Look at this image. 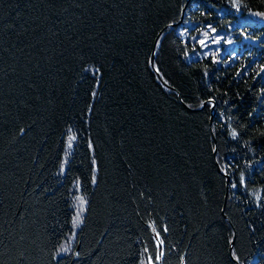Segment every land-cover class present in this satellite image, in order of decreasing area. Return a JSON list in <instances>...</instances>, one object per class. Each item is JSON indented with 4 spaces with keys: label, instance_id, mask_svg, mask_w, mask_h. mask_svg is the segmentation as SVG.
Here are the masks:
<instances>
[{
    "label": "trees",
    "instance_id": "16d2710c",
    "mask_svg": "<svg viewBox=\"0 0 264 264\" xmlns=\"http://www.w3.org/2000/svg\"><path fill=\"white\" fill-rule=\"evenodd\" d=\"M246 14L264 0H0V264H264Z\"/></svg>",
    "mask_w": 264,
    "mask_h": 264
},
{
    "label": "rangeland",
    "instance_id": "374dc122",
    "mask_svg": "<svg viewBox=\"0 0 264 264\" xmlns=\"http://www.w3.org/2000/svg\"><path fill=\"white\" fill-rule=\"evenodd\" d=\"M246 16H247V18H249V20H250V22L252 24L254 22H257V21L261 20V21H259L261 23V25H259V26H264V17L263 16H260V15L254 16L252 14H246ZM221 51H222V49H221ZM84 205H85V203L83 204V208H81V200L77 201V207H78L77 208L78 209L77 216H79V222H77V219L74 221V223H75L74 230L78 229V227L80 225L79 223H80V221H81L80 219H81V217L83 215L82 212L84 210Z\"/></svg>",
    "mask_w": 264,
    "mask_h": 264
},
{
    "label": "snow or ice",
    "instance_id": "6c2138e0",
    "mask_svg": "<svg viewBox=\"0 0 264 264\" xmlns=\"http://www.w3.org/2000/svg\"><path fill=\"white\" fill-rule=\"evenodd\" d=\"M234 135H235V133H234ZM74 139H75V137H69V141L74 140ZM69 146H71V144H69ZM83 204H84V201H83V199L81 198V208H83ZM76 219H77V222H79V216H77ZM153 231H156V229L153 228ZM157 235H159V233H157ZM160 243L162 244L163 241H160ZM162 255H163V253H161L160 256H157V257H156V260L159 261V260L161 259Z\"/></svg>",
    "mask_w": 264,
    "mask_h": 264
},
{
    "label": "bare ground",
    "instance_id": "6f19581e",
    "mask_svg": "<svg viewBox=\"0 0 264 264\" xmlns=\"http://www.w3.org/2000/svg\"><path fill=\"white\" fill-rule=\"evenodd\" d=\"M259 21H261V20H259ZM259 21L254 22L253 25L256 26V27H257L258 25H261V23H260ZM245 43L248 44V45H250V46H252V45L255 44V40L252 39V38L247 37Z\"/></svg>",
    "mask_w": 264,
    "mask_h": 264
}]
</instances>
